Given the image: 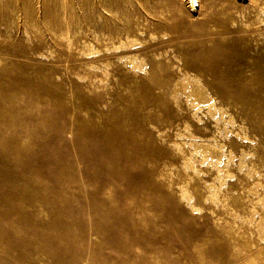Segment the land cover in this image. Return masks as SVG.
<instances>
[{"label":"rangeland","instance_id":"374dc122","mask_svg":"<svg viewBox=\"0 0 264 264\" xmlns=\"http://www.w3.org/2000/svg\"><path fill=\"white\" fill-rule=\"evenodd\" d=\"M0 0V264H264V0Z\"/></svg>","mask_w":264,"mask_h":264},{"label":"bare ground","instance_id":"6f19581e","mask_svg":"<svg viewBox=\"0 0 264 264\" xmlns=\"http://www.w3.org/2000/svg\"><path fill=\"white\" fill-rule=\"evenodd\" d=\"M190 1H191V0H190ZM193 1H195L196 4H197V6L199 7V2H198V0H193Z\"/></svg>","mask_w":264,"mask_h":264}]
</instances>
